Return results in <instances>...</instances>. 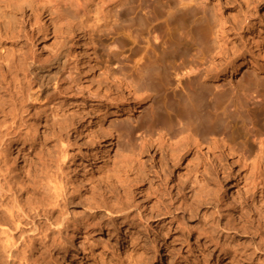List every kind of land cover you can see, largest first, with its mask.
<instances>
[{
  "label": "rangeland",
  "instance_id": "374dc122",
  "mask_svg": "<svg viewBox=\"0 0 264 264\" xmlns=\"http://www.w3.org/2000/svg\"><path fill=\"white\" fill-rule=\"evenodd\" d=\"M263 10L264 0H0V12L11 21L12 29L4 38L10 56L22 48L43 64L65 41L73 44L59 74L58 93L40 104L25 103L30 122L24 132L32 142H26L20 151L8 149L5 153L13 184L28 185L26 191L17 192L25 210L40 199L30 189L40 168L47 174L46 182L57 188L44 194L52 200L55 215L64 218L57 242L46 254L47 264H60L65 252L74 254L76 260L71 264H169L172 258L174 264H226L228 260L222 257L216 263L218 253H210L213 243L204 235L221 236V218L237 229L223 234L221 242L250 248L251 257H243L237 264L264 262V253L252 254L258 239L243 234L246 223L239 220L242 213L258 219L252 214L261 208L256 184L262 179L259 171L264 172V160L258 167L253 165L257 146L251 135L256 131L264 137V70L246 66ZM149 11L158 13L156 23H161L162 31L166 17L171 22L180 18L179 32L183 25L191 35L203 31L200 34L207 39L203 46L196 39L198 34L188 35L182 48H177L173 41L178 35L172 33L170 38L164 35L171 40L166 50L158 41L154 42L157 45L149 43L154 45L153 51L149 45L150 51L147 49L151 69L162 72L199 56L207 45H220L216 54L205 48L204 57L214 64L201 67L219 80L204 79V70L200 79L191 78L199 80L200 89L220 95L222 114L213 127L223 130L226 139L247 145L252 152L245 165L226 151L207 153L181 137L172 144L160 143L156 120L149 122L146 138L142 135L152 112L161 107L158 121L175 113L184 116L180 107L192 98L184 85L186 77L177 86L171 74L174 78L169 87L156 96L139 98L129 96L125 84L108 76V69L123 67L120 57L137 49L127 42L126 31L135 35L140 26L148 30ZM210 28L215 34L217 31L216 37ZM109 33L116 41L111 49L105 46ZM103 113L105 119L98 122ZM121 209L128 218L119 214ZM73 222L78 224L77 248L70 252ZM18 238L17 233L14 239ZM22 247L19 257L31 260L34 254ZM0 254L1 263L7 261Z\"/></svg>",
  "mask_w": 264,
  "mask_h": 264
},
{
  "label": "bare ground",
  "instance_id": "6f19581e",
  "mask_svg": "<svg viewBox=\"0 0 264 264\" xmlns=\"http://www.w3.org/2000/svg\"><path fill=\"white\" fill-rule=\"evenodd\" d=\"M168 15L171 16L170 13H168ZM6 18V14L0 12V252L4 253V256L7 257V261H3L4 263H1L2 260L0 259V264H15L16 259H19L20 261L17 262V264H20L21 262V264H47L45 262L46 254L49 252L50 248L56 241L57 236L60 234V226L62 225L64 218L61 217V214L55 215L56 211H54V207L51 205L52 200L50 201V198H47L44 196V194L46 195L47 191H50L51 189L56 190L57 188L55 186H50V181L47 180L46 182V179L48 178L47 174L44 172V169L43 171L41 170L43 167L40 168L39 172L37 171L34 178L30 181V186L32 187L30 188L31 191L34 192L33 194L39 195L40 199L35 205L31 204V208H29L30 210H25L23 205L19 203L20 201H18L17 192L22 190L26 191L28 189V185L25 187L23 185L19 186L16 183L13 184L11 170L6 164L5 153L8 149H18L20 151V149H23L22 147L26 142H32L31 138L28 137L27 132H24L27 126H29L28 124L30 122L29 112L27 111V106L25 103L30 102L32 105L40 104L45 100L51 99L56 93H58L59 74L65 66L67 55L72 49L73 44H70L69 41H65L61 48L58 49L55 54L49 57L43 64L37 63L34 58L24 52L22 48L18 49L17 54L14 53L10 56L7 52L8 45L6 44L4 38L12 28L10 27L11 21L9 19L5 20ZM146 18L148 22L147 25L150 26L148 30L144 29L143 26H140V29L136 31L135 35H133V33L130 31H128V33L126 31L127 35L124 33L130 41H127L126 39L125 40L136 45L137 49L135 48L136 50L131 52L130 55L128 54V56L124 54L125 57H120L119 61L121 62L119 63L122 64L123 67H119V69H108L107 73L111 81L116 80L121 84H125L129 96H138L139 98L145 96L148 98L152 95H158L159 92L165 90L171 85V82L174 78L173 76V78L171 77V74L175 76L177 86L182 85L183 83L181 82V79L186 77L187 80L185 81L186 84L184 85L189 89V91L192 92V98L186 99L180 107L181 110L184 111L185 115L180 116L175 113L173 117H168V120L165 119L164 121H158V116L160 114L159 110L161 109V107H159L158 111L151 113L150 118L147 121L148 123H151L155 120L158 122L156 125L159 129L157 130L159 131L158 137L160 139V143L172 144L175 143L178 137H181L190 145L196 146L197 148L207 149V153H214L216 150L220 152L226 151L228 155H235L239 162L245 165L248 156H250L252 152H249L250 150L247 145L245 143L243 144V142L238 144L232 139H226L222 135L224 132L223 130L213 127V124L219 119L221 113L219 111L221 101L220 95L213 93L208 88L200 89L199 80L191 78V76H193L200 79L202 76L201 72L204 70V79L210 78L214 82L219 80L218 76H213L207 73L208 70L203 69L205 67H201L207 62L211 65L212 63L214 64L212 61L213 59L208 61L207 58L204 57L203 52L205 48L209 51V54H216L218 53L217 49H220V45H218V43L217 46L212 44L213 46L208 47L207 45L204 47L203 52H199L200 55H197V58L190 57L191 60L188 62L183 60L176 67L170 68L168 66L171 73L167 71L168 67L167 70H163L162 72L159 69L156 70L157 68L154 69L155 67L151 69V65L148 61L150 60L151 62L152 60L147 58V49L151 47L149 43L154 44V42L158 41L160 44L166 46V50V48L169 46L168 42H171V40L168 39L171 37V34L174 33L178 35V38L176 37L177 41H172L176 42L178 48L180 45H182V40L184 41L188 35H191V32H187V28V31L183 30V25L181 26L183 28H180L182 31H178V27H180L179 25L181 24L180 18L179 21L173 20L171 22L166 17L162 21L163 25L166 26L165 31L161 30V23H156L160 20V17L156 11H149ZM258 27L259 32H256L253 36V45L255 48L246 66L252 70H258L260 68L264 70V30L262 29V27H264V10L261 13ZM213 28H210L211 31H209L214 35L215 32H213ZM142 32L145 34L142 35ZM200 32L201 31L192 35L195 37L198 34L196 39L198 38V42L204 43V46L206 43L205 40L207 39H204V33L200 34ZM110 33V36H105V40H107V43L105 42V46L109 47V49H111L116 42L114 37H111L112 34ZM216 34L214 37H216ZM44 35H47V33ZM145 35H148L149 37ZM164 35L169 36V38L165 36L166 38L164 39ZM192 35L190 36L191 38H193ZM141 45H143V47L139 48ZM148 45L150 47H148ZM154 45H152V47H154ZM152 47L151 51L154 49ZM245 48L246 45L242 44V49L244 50ZM142 49L143 52L141 51ZM194 55H196V53ZM178 58L180 59L181 57ZM117 59L119 58L113 57L114 61H117ZM147 59L149 60L147 61ZM113 60L111 59V61ZM210 64L208 66H210ZM247 69L244 70L243 73H247ZM29 82L32 83V85L34 84V86L31 87ZM115 89L118 91L119 87L116 86ZM150 91H152L153 94L150 93ZM96 104L102 105L101 101H98ZM111 107L117 108L116 105ZM170 110L173 111V109ZM105 115L106 114L104 113L101 114V119L98 122L103 121L105 119ZM250 120L251 118L249 121ZM150 123L145 126L147 127V130L142 133V135L144 134V137L151 128ZM35 130L36 128L34 131ZM142 135L141 138L144 139ZM251 136L253 137V141L256 142L257 146V165L254 163L253 165L258 167L259 162L264 160V137L256 131L252 133ZM128 137L131 139V137H133L132 133L129 132ZM36 149H34V151H36ZM38 152H40V150ZM65 158V155H62V160ZM72 164L73 162H70V165ZM259 173V176H262V179H260L256 184L257 202L262 209L257 208L255 213L251 212L254 213L252 214L253 216L258 215V219H251L250 217L252 216H250V214L246 215V213L244 214L242 212L239 217L240 222L246 223L242 225L244 229L243 234H248L253 236L254 239H258V243L254 245L252 252V254L256 253L258 255L260 253H264V172L260 170ZM53 196L56 197L57 194L54 193ZM116 212L118 213V211ZM119 214L121 216H127L128 218V215L124 214L122 209L120 210ZM227 221L222 218L220 220L218 219V222H220V232L222 235H226L227 232L231 230H237L236 228L231 227L230 221ZM77 225L78 224L76 222L72 223V229L70 232V252H73L77 248ZM251 228L253 229V232L251 231ZM17 233L19 234V238L14 239V235ZM204 235L211 244L213 243V249L210 251V253H218L216 256V263H219V260L221 261V259H225L228 260L226 264H237L239 263V259L243 257H249L251 255L248 253L250 249L248 246H240L241 244L228 243L227 240L221 242L222 235L219 236V234L218 236L214 237L213 235L208 234V232H205ZM154 246L155 244L152 245V247ZM20 247L29 249V251L34 254V257L31 258V260L25 256L20 258ZM5 254H7V256ZM60 257V264H71L76 260L74 254L68 252H65ZM219 257L222 258L219 259ZM175 261L176 260L172 258L169 264H174ZM261 264H264V262Z\"/></svg>",
  "mask_w": 264,
  "mask_h": 264
}]
</instances>
